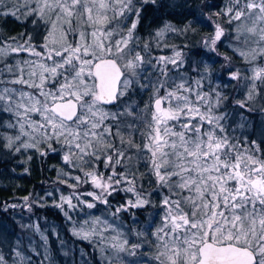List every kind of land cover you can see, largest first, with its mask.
Segmentation results:
<instances>
[{
	"label": "snow or ice",
	"instance_id": "6c2138e0",
	"mask_svg": "<svg viewBox=\"0 0 264 264\" xmlns=\"http://www.w3.org/2000/svg\"><path fill=\"white\" fill-rule=\"evenodd\" d=\"M149 2L0 0V17L34 25L0 37V148L27 160L60 153L58 186L45 195L101 264H133L126 257L148 249L139 264H264V139L237 133L244 112L264 101V0H223L205 14L201 46L220 56L226 43L229 79L245 88L235 127L212 66L168 43L194 32L191 21L139 36ZM24 201L28 211L43 206ZM148 207L159 211L146 228L127 227L124 213Z\"/></svg>",
	"mask_w": 264,
	"mask_h": 264
},
{
	"label": "trees",
	"instance_id": "16d2710c",
	"mask_svg": "<svg viewBox=\"0 0 264 264\" xmlns=\"http://www.w3.org/2000/svg\"><path fill=\"white\" fill-rule=\"evenodd\" d=\"M222 4L223 0H156L155 4L145 3L137 32L143 40L165 23L183 28L191 21L194 32L189 31L186 36L170 34L168 43L187 45L185 51L193 61L206 62L212 66L214 83L220 88L224 85L220 90L228 97L224 105L229 113L228 122L235 127L233 120L239 122L240 119L236 113L244 111L235 105V99L243 98L245 90L239 88L237 81L229 79L228 69L224 67L222 56L232 55L231 49L226 43L219 45L221 55L218 56L206 51L200 44L202 37L211 31L205 14L217 11L214 6ZM32 20V17L20 20L12 16L0 17V37H20L22 34L34 33ZM198 20L203 23H197ZM235 62L237 65L240 63L238 58ZM143 99L147 97L144 96ZM261 104L264 101L258 100L253 104L254 111L244 112L246 126L244 129L237 128L238 134L243 132L249 139L257 142H260V134L264 128ZM28 155L32 156L31 160H27L25 155H14L0 148V254L4 255L7 264H15L17 250L25 257L24 264H101L100 253L87 241L73 235L71 224L61 210L53 206V197L45 195L58 186L53 181L57 170L62 166L60 153H50L44 157L39 153ZM143 183L145 189L152 192V199L158 205L160 196L149 183V178L145 177ZM26 196L30 197V202L39 198L43 206L34 204L32 211H28L24 206ZM123 197V193L116 194L113 203H123ZM13 204L20 206L10 207ZM158 211V207L130 209L123 216L127 227L144 229ZM133 213L136 224L132 223ZM150 252L151 249H148V253ZM148 253L141 250L138 256L126 259L139 264V261L149 260Z\"/></svg>",
	"mask_w": 264,
	"mask_h": 264
},
{
	"label": "rangeland",
	"instance_id": "374dc122",
	"mask_svg": "<svg viewBox=\"0 0 264 264\" xmlns=\"http://www.w3.org/2000/svg\"><path fill=\"white\" fill-rule=\"evenodd\" d=\"M223 88H224V85H222L220 89H223ZM239 88L242 89V90H245V88L241 84H240V87ZM262 115H264V111L262 112ZM260 135H261V138H260V141H261L262 139H264V128L262 129V132H261Z\"/></svg>",
	"mask_w": 264,
	"mask_h": 264
}]
</instances>
